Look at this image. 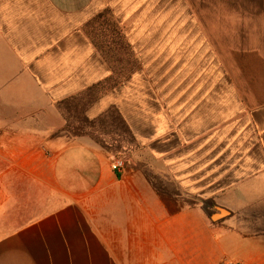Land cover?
<instances>
[{"label":"crops","instance_id":"crops-1","mask_svg":"<svg viewBox=\"0 0 264 264\" xmlns=\"http://www.w3.org/2000/svg\"><path fill=\"white\" fill-rule=\"evenodd\" d=\"M161 2L0 0V264H264L262 44L130 38L148 59L84 111L133 134L122 174L59 110L111 74L86 22L155 35Z\"/></svg>","mask_w":264,"mask_h":264},{"label":"rangeland","instance_id":"rangeland-1","mask_svg":"<svg viewBox=\"0 0 264 264\" xmlns=\"http://www.w3.org/2000/svg\"><path fill=\"white\" fill-rule=\"evenodd\" d=\"M145 5L150 7L154 4ZM155 5H164L165 9L163 12H140L145 17H140L137 24L140 29L157 27L159 33L154 35L140 32L129 39L144 44L153 41L195 43L201 37L204 42L219 45L220 58L223 60L230 58L228 55L233 49L244 45L255 47L262 44L264 47V0H162ZM122 25L125 29L126 25ZM163 28L167 34H163ZM136 52L141 58L142 67V63L144 65L148 59V53L139 49Z\"/></svg>","mask_w":264,"mask_h":264},{"label":"trees","instance_id":"trees-1","mask_svg":"<svg viewBox=\"0 0 264 264\" xmlns=\"http://www.w3.org/2000/svg\"><path fill=\"white\" fill-rule=\"evenodd\" d=\"M84 29L110 66L111 74L80 95L60 102L58 107L73 136L89 135L107 151L121 156L139 147L122 118L113 109L93 119L86 117L84 111L99 94L117 87L139 70L141 62L124 26L110 8L88 20Z\"/></svg>","mask_w":264,"mask_h":264},{"label":"built area","instance_id":"built-area-1","mask_svg":"<svg viewBox=\"0 0 264 264\" xmlns=\"http://www.w3.org/2000/svg\"><path fill=\"white\" fill-rule=\"evenodd\" d=\"M126 167V160L123 156H116L111 162V168L117 174H122Z\"/></svg>","mask_w":264,"mask_h":264}]
</instances>
